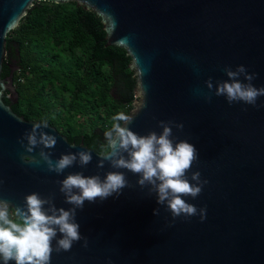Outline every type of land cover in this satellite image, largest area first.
Returning a JSON list of instances; mask_svg holds the SVG:
<instances>
[{
  "label": "water",
  "instance_id": "obj_1",
  "mask_svg": "<svg viewBox=\"0 0 264 264\" xmlns=\"http://www.w3.org/2000/svg\"><path fill=\"white\" fill-rule=\"evenodd\" d=\"M35 0H0V70L5 35ZM53 4L73 2L83 13L97 16L101 41L117 46L127 57L136 101L139 85L146 89L147 107L129 127L145 135L162 131L158 121L183 123L172 126L175 139H186L198 152V161L187 176L199 171L208 183L193 199L207 216L177 217L156 202L155 194L136 183L138 177L123 171L133 185L118 197L85 202L77 210L83 239L70 251H53L51 264H264V96L257 105L229 104L224 96L206 100L205 81L226 80V65L243 64L255 73L252 83L264 86V0H36ZM0 76V198L14 207L24 196L37 192L55 196L57 207L69 208L57 181L82 172L102 178L112 169L106 161L97 168V151L82 142H69L53 125L45 131L57 137L53 160L62 153L90 150L92 161L75 164L57 175L46 165L26 162L39 159L19 143L38 120L25 119L11 108L17 101L11 73L17 69V44L12 40ZM241 79H243L241 77ZM26 143V141H25ZM75 144V147L71 145ZM30 159V157H28ZM14 206V207H13ZM159 209V215L153 210ZM59 236V234H58ZM55 248L56 241L52 242ZM0 264L3 261L0 260ZM9 264H15L9 261Z\"/></svg>",
  "mask_w": 264,
  "mask_h": 264
},
{
  "label": "clouds",
  "instance_id": "obj_2",
  "mask_svg": "<svg viewBox=\"0 0 264 264\" xmlns=\"http://www.w3.org/2000/svg\"><path fill=\"white\" fill-rule=\"evenodd\" d=\"M223 71L228 79L216 81L215 87L211 77L205 81L208 92L199 90L204 98L210 101L214 94L224 96L229 104L242 102L256 106L258 98L264 96V86L258 88L252 83L256 74L249 73L243 64L235 69L226 65ZM137 97L130 113L121 111L112 117L110 130L104 132L106 146L97 153L100 157L97 168L102 169L107 161L117 171H107L103 178L99 174L86 176L82 172H74L57 181L65 203L71 207H57L54 194L42 197L31 192L24 196L23 206H13L14 211L10 213L12 205L0 198V260L3 264H9V261L15 264H51L53 251H70L73 243L82 239L83 246L87 247L88 240L81 236L80 224L76 220L77 210H82L86 201L95 203L118 197L123 189L133 187L125 173L118 169H126L136 175V183L141 189L147 188L149 195L155 194L157 204L165 206L173 222L181 216L186 220L197 215L201 221L206 219V206L197 208L183 198L190 196L195 199L208 183L198 170L191 173V181L195 183L188 179V172L198 161V152L188 140L173 137L172 126L182 130L183 123L160 120L158 126L162 131L159 133L151 130L141 135L133 131L129 125L147 107L146 89L142 83ZM47 128L46 120L33 122L31 129L19 139L28 153L39 148V159L24 156L26 162L37 165L43 162L47 171L60 175L75 164L84 167L92 161L90 150L62 153L53 160L51 151L46 149L55 147L57 137L45 131ZM71 146L75 147V144ZM153 214L159 215V209L155 208ZM53 240L56 241L55 248Z\"/></svg>",
  "mask_w": 264,
  "mask_h": 264
},
{
  "label": "trees",
  "instance_id": "obj_3",
  "mask_svg": "<svg viewBox=\"0 0 264 264\" xmlns=\"http://www.w3.org/2000/svg\"><path fill=\"white\" fill-rule=\"evenodd\" d=\"M26 10L4 38L1 77L12 40L17 44L11 73L17 101L11 109L25 119L46 120L69 142L101 152L112 117L131 105L123 99L134 86L128 57L101 41L97 16L73 2L35 0Z\"/></svg>",
  "mask_w": 264,
  "mask_h": 264
},
{
  "label": "flooded vegetation",
  "instance_id": "obj_4",
  "mask_svg": "<svg viewBox=\"0 0 264 264\" xmlns=\"http://www.w3.org/2000/svg\"><path fill=\"white\" fill-rule=\"evenodd\" d=\"M1 71V70H0ZM5 75V74H4ZM11 82H12V79H11ZM12 85L14 86V84L12 83Z\"/></svg>",
  "mask_w": 264,
  "mask_h": 264
},
{
  "label": "rangeland",
  "instance_id": "obj_5",
  "mask_svg": "<svg viewBox=\"0 0 264 264\" xmlns=\"http://www.w3.org/2000/svg\"><path fill=\"white\" fill-rule=\"evenodd\" d=\"M84 126H85V124H84Z\"/></svg>",
  "mask_w": 264,
  "mask_h": 264
}]
</instances>
